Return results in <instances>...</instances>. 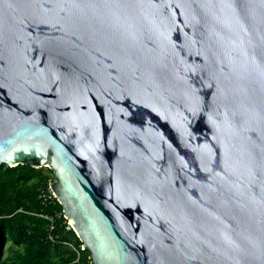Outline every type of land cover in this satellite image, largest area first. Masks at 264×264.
<instances>
[{"label": "water", "instance_id": "95a60500", "mask_svg": "<svg viewBox=\"0 0 264 264\" xmlns=\"http://www.w3.org/2000/svg\"><path fill=\"white\" fill-rule=\"evenodd\" d=\"M0 165L91 264H264V0H0Z\"/></svg>", "mask_w": 264, "mask_h": 264}, {"label": "trees", "instance_id": "16d2710c", "mask_svg": "<svg viewBox=\"0 0 264 264\" xmlns=\"http://www.w3.org/2000/svg\"><path fill=\"white\" fill-rule=\"evenodd\" d=\"M52 180L47 168L0 165V264H91L65 230L62 208L48 191Z\"/></svg>", "mask_w": 264, "mask_h": 264}, {"label": "built area", "instance_id": "2783aa9c", "mask_svg": "<svg viewBox=\"0 0 264 264\" xmlns=\"http://www.w3.org/2000/svg\"><path fill=\"white\" fill-rule=\"evenodd\" d=\"M49 191V193L51 194V196L53 197V195H52V193H51V191L50 190H48ZM54 198V197H53ZM63 214V213H62ZM64 219V218H63ZM65 222H66V227H65V230L66 231H70V230H72V228H71V226L67 223V221L65 220ZM51 230V227H49V231ZM52 236L51 235H48V239L49 240H52Z\"/></svg>", "mask_w": 264, "mask_h": 264}]
</instances>
